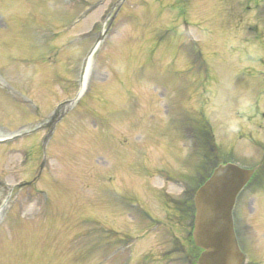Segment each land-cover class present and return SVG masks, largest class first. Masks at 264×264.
<instances>
[{
	"label": "rangeland",
	"instance_id": "374dc122",
	"mask_svg": "<svg viewBox=\"0 0 264 264\" xmlns=\"http://www.w3.org/2000/svg\"><path fill=\"white\" fill-rule=\"evenodd\" d=\"M0 78V264H108L132 238L128 264H195L188 197L222 162L256 170L234 220L244 264H264V0H0ZM180 116L217 153H186Z\"/></svg>",
	"mask_w": 264,
	"mask_h": 264
},
{
	"label": "water",
	"instance_id": "95a60500",
	"mask_svg": "<svg viewBox=\"0 0 264 264\" xmlns=\"http://www.w3.org/2000/svg\"><path fill=\"white\" fill-rule=\"evenodd\" d=\"M252 173L234 165L218 167L199 190L194 239L205 251L198 264H242L231 214L238 193Z\"/></svg>",
	"mask_w": 264,
	"mask_h": 264
},
{
	"label": "bare ground",
	"instance_id": "6f19581e",
	"mask_svg": "<svg viewBox=\"0 0 264 264\" xmlns=\"http://www.w3.org/2000/svg\"><path fill=\"white\" fill-rule=\"evenodd\" d=\"M85 86L83 85L82 90H84Z\"/></svg>",
	"mask_w": 264,
	"mask_h": 264
}]
</instances>
